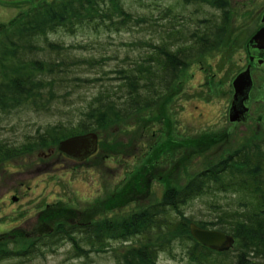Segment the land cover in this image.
<instances>
[{"label": "trees", "instance_id": "1", "mask_svg": "<svg viewBox=\"0 0 264 264\" xmlns=\"http://www.w3.org/2000/svg\"><path fill=\"white\" fill-rule=\"evenodd\" d=\"M139 1L145 11L126 9L124 0L43 1L0 29V65L11 71L0 79V112L64 111L59 102L73 99L72 88L98 83L93 95L79 105L81 118L76 124H49L47 131L37 130L18 144L0 140V162L50 148L76 134L118 126L167 103L184 70L229 43L227 0H181L194 6L195 12L187 15L170 6L151 7L149 0ZM205 5L208 11L202 10ZM201 13L203 17H197ZM80 27L136 34L134 41L143 49L121 58L112 55L114 65L105 69L106 56L92 54L89 44L65 45L46 38L57 30L74 33ZM239 40L235 37L234 44ZM43 48L45 53H38ZM47 48L55 55L47 54ZM224 56L229 55L224 51ZM91 69L94 73L85 75ZM219 194L227 195V203ZM197 198L205 201L207 218L194 219L181 211V205ZM190 222L229 233L236 244L223 251L210 249L191 236ZM78 228L59 221L51 233L25 240L21 249L16 246L19 241L10 243L16 250L0 247V258L42 254L43 247L66 237L74 255L81 256L86 252L79 246L81 241L90 248L101 247L111 236L126 245L116 255V264H158L157 253L169 249L167 240L176 235L189 241L183 256L187 264H264V136L226 152L183 185L167 186L159 201ZM134 237L137 241L128 242Z\"/></svg>", "mask_w": 264, "mask_h": 264}, {"label": "rangeland", "instance_id": "2", "mask_svg": "<svg viewBox=\"0 0 264 264\" xmlns=\"http://www.w3.org/2000/svg\"><path fill=\"white\" fill-rule=\"evenodd\" d=\"M43 1L50 0H0V29ZM149 1L151 7L170 6L180 15L195 12L193 5L185 6L181 0ZM227 1L231 13L229 43L184 70L167 103L137 114L129 122L96 130L98 149L79 163L61 155L56 142L50 148L0 162V234L10 233L5 240L7 250L21 249L24 238L17 247L10 245L14 242L9 240L12 232L18 228L21 231L30 229L41 216L50 217L53 225L59 221L70 225L86 207L104 198L111 209L94 221L142 208L159 201L167 186L183 185L190 176L226 152L264 136V51H253L256 60L251 68L252 88L245 103L248 111L238 121L231 122L228 118L234 93L232 81L248 62L247 42L260 25L264 0ZM124 7L131 11L146 10L139 0H124ZM209 9L205 5L202 10ZM136 36L125 31L102 28L98 33L80 27L74 33L57 30L46 38L65 45L89 44L92 54L106 56L105 69H109L114 65L109 59L112 55L118 54L121 58L125 53L135 55L142 51L134 41ZM235 37L240 38L238 44H234ZM48 49L47 54L55 55ZM224 51L229 56H224ZM38 53L44 54L45 49ZM75 55L81 56L80 53ZM259 58L262 59L260 63ZM94 71L87 70L85 75H92ZM10 74L5 65H0V79ZM97 87V82H85L72 88L73 99L59 102L64 111L51 109L47 113H37L30 108H16L0 112V140L18 144L37 130L47 131L49 124L54 126L60 121L76 124L81 118L78 117L82 109L79 105H84ZM12 195L17 197L15 201ZM218 197L226 202L227 195L219 194ZM180 209L194 219L208 217L202 198L181 205ZM68 211L75 216L71 217ZM104 239L107 242L103 246L93 248L81 241L79 246L83 245L86 250L81 256L74 255L72 241L66 237L43 247L42 254L5 256L0 258V264H116V255L124 251L126 245L111 236ZM134 241L136 237L128 242ZM188 243L176 235L167 240L169 249L157 253L158 264H187L188 259L183 256Z\"/></svg>", "mask_w": 264, "mask_h": 264}, {"label": "water", "instance_id": "3", "mask_svg": "<svg viewBox=\"0 0 264 264\" xmlns=\"http://www.w3.org/2000/svg\"><path fill=\"white\" fill-rule=\"evenodd\" d=\"M250 48L264 49V27L259 28L249 39ZM253 59V56H249ZM260 61V60H258ZM233 97L229 107V121L240 120L248 111L246 101L252 88L249 66L239 72L233 79ZM57 151L67 158L76 161H83L93 155L98 149V135L94 131H88L76 134L60 140L57 144ZM101 210V207L95 206L86 209L84 214L94 217ZM90 217V218H91ZM44 231H50L52 228L49 224H44ZM191 236L202 245L216 250L223 251L234 246L235 237L224 231L214 228H203L191 222L189 224Z\"/></svg>", "mask_w": 264, "mask_h": 264}, {"label": "flooded vegetation", "instance_id": "4", "mask_svg": "<svg viewBox=\"0 0 264 264\" xmlns=\"http://www.w3.org/2000/svg\"><path fill=\"white\" fill-rule=\"evenodd\" d=\"M261 27H264V13L262 14L261 16V19H260V25L255 29V31L249 36V39L252 37V35ZM249 39H248V46L250 48V43H249ZM253 51H264V49H259V48H253L251 47L248 51V62L246 64V67L249 66V70H250V77H251V68L253 67L254 65V62L256 60V57L253 53ZM249 56H253V59H249ZM260 60V61H258ZM257 61L260 63L262 61V59H257ZM245 67V68H246ZM99 141V140H98ZM99 145V144H98ZM51 153H52V150H51ZM92 156V155H91ZM90 157V156H89ZM88 157V158H89ZM69 160H72V161H76L74 159H71V158H68ZM87 159V158H86ZM85 159V160H86ZM76 162H81V161H76ZM19 179V178H18ZM16 196L12 195L11 196V199L12 200H16ZM95 206H98V207H101L103 210H101L98 214H96L94 217H91V216H88L87 214H84L85 210L86 209H89V208H92V207H95ZM111 209V207L109 206V203L106 201V198H104L101 202H95L94 204L86 207L83 212L80 213V216L74 221V223H71L70 225H74L75 227H79L78 229H81L80 227H85V226H88L90 225L98 216L102 215L103 213H105L106 211H109ZM68 213L71 215V217L75 216V213L72 212V211H68ZM91 217V218H90ZM50 217H47V216H41L40 217V221L39 222H36V225L32 226L30 229H27V230H23L21 231L20 229L21 228H18L19 230H15L12 232V239H9V240H13L14 242H17V241H22L21 239L24 238V240H30V239H37L38 237H42L44 235H48L49 233H51L56 224L53 225L50 221ZM103 220V219H102ZM44 224H49L51 226V230L50 231H44ZM10 233H7V232H4V233H1L0 234V247H6L5 245V240L7 237H10L9 236ZM26 238V239H25ZM11 243V242H10Z\"/></svg>", "mask_w": 264, "mask_h": 264}]
</instances>
